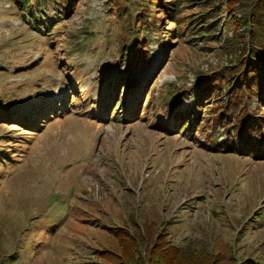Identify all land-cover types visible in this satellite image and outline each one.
<instances>
[{
	"label": "rangeland",
	"instance_id": "1",
	"mask_svg": "<svg viewBox=\"0 0 264 264\" xmlns=\"http://www.w3.org/2000/svg\"><path fill=\"white\" fill-rule=\"evenodd\" d=\"M253 53L264 0H0V264H264V140L213 149L264 123Z\"/></svg>",
	"mask_w": 264,
	"mask_h": 264
},
{
	"label": "trees",
	"instance_id": "2",
	"mask_svg": "<svg viewBox=\"0 0 264 264\" xmlns=\"http://www.w3.org/2000/svg\"><path fill=\"white\" fill-rule=\"evenodd\" d=\"M169 2H165V4H167ZM166 10V9H165ZM164 10V11H165ZM166 11H169L171 13L170 8H168ZM176 11V9L174 10ZM173 11V12H174ZM173 17V16H172ZM174 20L172 21L173 23H175L176 25L180 24V19L178 20L177 18H173ZM183 22V21H182ZM198 21H195L194 23L190 21V23L188 22V24H186V32L188 37H190V39H193L194 35L198 34L200 35V38H203L207 35V33L202 29H198L200 27H204V25L198 26ZM176 30V29H175ZM174 35H178V31H172ZM132 50H134V48H132ZM137 50V49H136ZM136 50L135 53L133 54L134 57L136 54ZM140 51V50H139ZM144 51V50H142ZM141 53V52H140ZM147 53V52H146ZM132 58L133 61V68L131 67V70L128 71L127 73H125L126 75H128L126 82L123 80L122 86L125 88L124 91L125 92H129L130 89H134V87L136 86V82H134V77L136 75L137 71H143V69L145 67L142 68H135L137 67V65H139L140 62H142L144 59L140 60V57L138 58V62H135L134 60L137 58ZM253 61H258V65L260 66H256L257 62H253L252 64V70H247L244 74L243 77L241 79V81H238V87H236V91L241 94L240 92H243V90L241 91L242 87L243 89H247L249 91H253L252 90V81L253 78L248 79V75L252 72H259L258 74H260V77H258L259 79L262 77V89L259 92V97L261 99H264V61H260L258 58L259 56L257 54H252L251 55ZM262 58V57H261ZM264 59V58H263ZM131 61V62H132ZM262 62V63H261ZM250 68V67H249ZM248 68V69H249ZM258 71H256V70ZM262 72H261V71ZM248 80V81H247ZM250 80V81H249ZM120 84V83H119ZM237 84V83H235ZM235 84H234V90H235ZM257 84V83H256ZM233 86H231L230 84L226 85V90H231ZM211 88L213 87H209V85L207 83H198L197 84V96H196V104L194 105V107L188 111H185L183 114L179 113L176 114L178 116V118L180 119V123H182L183 121H186V123L182 126V129L179 127L174 128V131H180L181 133L185 132V133H193L194 129L197 127L199 128V126L201 127V124L203 122L202 119H204L203 115H204V106H205V101L206 100H210L209 97H211V94L213 93L214 89L211 90ZM231 88V89H230ZM244 90V92H245ZM243 97V95L241 96ZM171 97H165L163 99V101H166V99H170ZM182 100V99H181ZM180 100V101H181ZM180 101L176 100V99H172L169 100L168 103L165 105V107H167V109H173L175 107V105L177 103H179ZM138 105V104H136ZM125 103L122 105L121 103H119V105H117L118 109H124ZM138 109V108H137ZM140 113V111H139ZM169 114V112H166ZM0 117L7 119V116L5 117L4 115H1ZM186 119V120H185ZM261 119V118H260ZM9 120V118L7 119ZM192 122V125H190V121ZM219 123H221L219 120H217ZM222 124V123H221ZM155 127H161L164 128V124L160 123V124H156ZM237 127L239 128V132L238 130L236 131V136L235 137H239L237 139H239V142L235 148V145H233V138L231 139V142L229 140H224V142L218 143L216 144V147H214V150H228V151H234L236 153L242 154V155H256V157L262 156L263 152L260 149V145L261 144H256V141L258 140L259 142L261 140V131L264 128V123H262L259 120H252L248 118H245L244 116L242 117V120H239ZM165 129V128H164ZM234 135V134H233ZM229 153V152H228Z\"/></svg>",
	"mask_w": 264,
	"mask_h": 264
}]
</instances>
